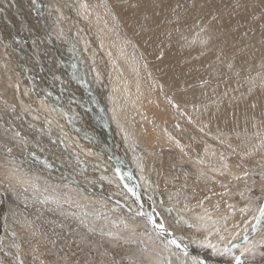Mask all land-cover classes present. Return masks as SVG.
I'll use <instances>...</instances> for the list:
<instances>
[{
	"label": "bare ground",
	"instance_id": "obj_1",
	"mask_svg": "<svg viewBox=\"0 0 264 264\" xmlns=\"http://www.w3.org/2000/svg\"><path fill=\"white\" fill-rule=\"evenodd\" d=\"M63 1L64 6L71 9L72 15H74L72 9L76 12H78L77 10L83 11L81 14L82 24L87 25V29L94 32L98 43L104 44V52L108 54V57H101L97 53H94L93 57L96 58L97 63L99 59L103 60L110 68L109 71L115 69L114 75L111 74L113 72H110L111 77L114 76L113 82L111 81L114 90L112 94L118 98L123 95L119 100H123L128 95V97H133V101L136 99V102H139V105L133 106L135 109L132 107L133 111L129 112L132 120L129 122L130 126L125 129L127 138L122 137L123 140H126L124 147L127 141L137 142L145 152L141 154L144 157L147 155L149 164L151 161V165L154 166L155 173L152 176L145 173L146 177L143 179L146 184L148 181L149 186L147 193L145 192L146 195L143 194V191L135 193L133 192L134 189L128 190L130 192H128V196L137 202L126 203L125 198L118 197L120 206L131 215H128L127 212L126 214L119 212L118 207L113 209L114 211L107 210L104 213L100 203L97 204L101 207L100 211L102 212L94 210L95 208L83 212L84 209L89 208L86 207V202L81 203L79 200L67 202L65 199V201H60V199L55 200V197L49 198L48 195L54 189L52 187L53 190L46 196L45 189L48 187L45 185L46 188H43L44 195H28V198H25L26 194L18 193L19 190L16 188L9 189L14 191L9 194V190L4 186L5 183H2L0 197L7 206L8 216L13 220L11 221L12 225H22L26 228L33 247L38 249L41 245L44 248L48 242L49 245L51 243L50 246H55L57 251L64 254L65 257L79 254L85 264H170V261L175 264L186 262L202 264L203 260L213 261L214 258L210 254L198 252L194 245L204 241L205 238L209 239L218 230L223 231L226 228L229 229L230 236L233 237L236 230L242 225L244 226L243 223L246 221H243L244 218L251 219V215L256 212L255 207L250 203L251 201H246L249 198L241 194L239 187L243 184L241 179L254 180L255 175H257L264 182V8L262 17L257 15L258 12L256 11L257 8L261 7L260 5L264 7V0ZM76 3H79L80 9L75 7ZM96 44L93 43V45ZM100 47L102 48V45ZM110 56L113 57V60H117L116 63L118 62V64L123 62L124 71L118 70L117 65L112 66L111 63L114 61L111 62ZM101 64L103 65V62ZM259 65L262 66L261 70H259ZM40 82L43 83L44 81ZM48 84L54 83H50L48 80ZM129 93L131 94L129 95ZM112 94L110 93V96H113ZM72 98L74 100V97ZM124 100L126 101V99ZM53 102L49 101L51 105ZM127 102L130 104L129 99ZM133 104L135 105V103ZM55 108H57V104ZM61 110L59 111L64 114ZM2 113L0 112V114ZM5 115L8 116L7 113ZM6 118L8 119V117ZM78 122L76 123L78 124ZM63 123L64 127L67 126L65 122ZM98 126H102V124H98ZM1 127L0 125V161L8 160L3 156L11 154L10 157L17 156L14 159L17 158L16 161L20 162L19 154L17 155L9 148L10 145L14 146L13 142L6 144L7 135H4L6 133L1 130ZM71 130L75 129L71 128ZM2 132L4 133L2 134ZM99 133V135L102 134ZM110 138L111 142L109 140L107 144L114 146L116 142L113 136ZM81 140H79L80 143ZM74 144L76 145V143ZM132 145L136 144L132 143ZM95 146L97 149L101 148L100 143H96ZM98 150L100 154L102 153L104 160L107 161L109 165L107 167L113 169L112 172L117 174L122 169L120 163H123V157L121 156V158L118 154L113 155L115 160L101 152V149ZM126 150L129 152L128 147ZM99 153L98 155H100ZM154 159L158 162L157 166ZM114 162L116 163L111 166ZM4 163L6 162L4 161ZM7 164L9 165V163ZM0 165H2L1 162ZM114 166H117V170L114 169ZM112 172L111 175H113ZM5 173L7 171L2 173L3 181ZM32 173H37V171L33 169ZM124 175L128 178L127 183L130 188L129 184L132 181L127 174ZM154 176L158 179V186L153 187L152 185L154 191L149 192L152 190L150 187L152 181L150 180L154 179ZM46 178L48 179V177ZM117 178L113 179L116 180ZM34 181L30 184L36 186ZM121 181L124 183L123 180ZM121 181H119L118 188L119 186L123 188V185L120 184ZM260 186L264 189V185ZM138 189L140 190V188ZM79 190L77 189V191ZM26 191L24 192L26 193ZM98 192L97 194H101ZM153 194L157 196L159 202L152 199ZM206 194L210 199L205 207L202 208L198 201H193V198H200L201 195ZM235 200H239L242 204L249 203L252 206L247 205L249 208L244 206L247 208L244 211L245 208L240 207L241 205L240 208L237 207L238 203H234ZM156 205L160 207L159 211L156 210ZM162 206L166 209L162 210ZM218 206L220 210L217 209L219 211L215 212L214 208ZM232 208H235V213L236 209H239L234 215V220L228 221L226 225L224 223L225 226L217 225L220 219L230 217ZM132 213L141 217L135 219ZM170 213L174 215L201 214L200 217L203 218L194 219V226L201 227V229H197L198 231L191 235L183 234L176 226L171 227L166 224L165 221L171 216ZM150 216L157 224L162 223L164 225V231H161L149 220ZM164 216L167 220L163 219ZM225 221L227 220L225 219ZM22 231L25 233V229ZM222 233L219 234V237L227 236V234L223 235ZM20 237L22 236L20 235ZM234 239L236 238L233 240L226 239V243L223 242L224 245L220 247V250L223 252L225 248L231 250L232 246H237V240ZM172 240H175L176 244H172ZM209 242L210 240L204 241V243ZM213 245L216 246V250L219 248L217 242ZM248 247L249 242L244 245L243 249L249 251ZM78 263L81 264V262Z\"/></svg>",
	"mask_w": 264,
	"mask_h": 264
},
{
	"label": "rangeland",
	"instance_id": "obj_2",
	"mask_svg": "<svg viewBox=\"0 0 264 264\" xmlns=\"http://www.w3.org/2000/svg\"><path fill=\"white\" fill-rule=\"evenodd\" d=\"M63 2H64L63 0H0V101H1L0 102V112L1 113L3 112L2 114L4 115L3 116L2 114H0V121H1L0 125L2 126L1 130H3L6 133L4 135H7L6 144H8V142L9 143L13 142L14 146L10 145L9 148H11L14 153H17V155L19 154L20 156L18 155V157L19 159H21L20 162H17L16 161L17 158L14 159V157H17V156H13V158L10 157L11 154L10 155L8 154L7 156H3L4 158L6 157V159L9 160V162L8 160H4L6 163H9V165L8 164L6 165L4 161L3 162L0 161L2 164L0 165V189H2V185L5 183L4 186H6L8 190L16 188L19 190L17 191L18 193L23 194V195L26 194L25 198H28V195L30 196L39 195V194L44 195L43 188L48 187L47 189H45L46 191L45 195L46 194L48 195V193H50L51 190L53 189L55 190L57 188L56 192L54 190L52 191L54 193L53 195H52V192L50 193L51 196L48 195L49 198L55 197V200L60 199V201L66 200L67 202H72L69 200H76V201L79 200V202L81 201V203L86 202V207H89V208L84 209L83 212H87L88 211L87 209L90 210L91 208L92 209L95 208L94 210L96 211H99V212L104 211V213H106L107 210L111 212L113 209L115 210V208L118 207L119 212H122V213L124 212L125 214L127 212L128 215H131V213H128L126 209L120 206L121 204L118 203V197L119 198L121 197L122 199L125 198L126 203H129L130 201L137 202L134 198H132L131 196L130 197L128 196L130 193L129 191L131 189H134L133 192L135 193L136 192L138 193V191L139 192L143 191L144 192L143 194L146 195L147 193L146 191H148L149 186H148V181L146 184L143 178L146 177V174H148L149 176H152L155 173L154 166L151 165V161L149 164L148 162L149 158L147 157V155L146 157L143 156L145 152H143L142 148L138 145L137 142L127 141L125 143L126 144L125 147L127 146L129 148V152L127 151L128 149L126 150L127 147L126 148L124 147V142L126 141L125 139L127 138V135H126L127 131L125 129H127L130 126L129 122H131L132 120V118H130L131 113L129 112L132 110L131 108L133 106L139 105V102L138 101L136 102V99H134L135 101H133V97H128V95L124 97L123 100L122 99L119 100L120 98H122L123 95L118 98L116 95L112 94L114 90H113L111 81L113 82L114 76L111 77L110 72H113L111 74L114 75V72L116 73L115 69L113 71L112 69L111 71H109L110 68H108L107 64L103 60L99 59L97 63L96 58L93 57L94 53H97V55H100L101 57H108L107 56L108 54L104 52V47H103L104 44L102 42L98 43L97 37H95L94 32L89 31L87 29V25L82 24L81 20L83 19H81V14H83V11L77 10L78 12H76L74 9H72V12L74 14L72 15L71 9H69L67 6H64ZM76 6L77 8H79V3H76L75 7ZM260 6L261 7L257 8L256 11L258 12L257 15H260L262 17L263 16L262 12H263L264 7L262 5ZM71 35L72 37H70ZM88 35H91V36H88ZM95 41L97 42V44ZM93 43L96 45H93ZM101 45H102V48L100 47ZM110 58H111V62L112 61L115 62V64L114 62L111 63L112 66L117 65L116 68H118V70L120 69L121 71H124V65L122 64L123 62L118 64V62L116 63L117 60L116 61L115 59L113 60V57L111 56ZM100 61L103 62V65L101 64L102 62ZM261 67L259 68V70H261ZM4 70L6 71L4 72ZM38 76L40 77V80H38L39 79ZM48 80L50 83H54V84H48ZM39 81H42V82L44 81L43 82L44 84L41 82L39 83ZM34 83L36 84L34 85ZM100 88H102V90H100ZM59 90L61 91V93ZM109 92L114 96V100H113V96H110ZM55 93L57 94L55 95ZM48 94L51 96H49ZM59 94L63 96L61 97ZM70 94L72 96H69ZM130 94L131 93H129V95ZM51 97H54V98H51ZM72 97H74V100H72L73 99ZM101 97L102 98L104 97V98L102 99ZM60 98L62 99L60 100ZM43 99H45L47 102ZM124 99H126V101L127 99H129L130 104L129 102H127L128 103L127 104ZM110 100H112L111 103H108ZM49 101L50 102L54 101L52 104L53 106L51 105V103H49ZM73 101L75 103L77 102V104H75ZM132 102L135 103V105ZM15 104L17 106H13ZM56 104H57V108H55ZM124 104H126L125 106L127 105L129 106L125 107ZM133 109L135 108L133 107ZM59 110L63 111L64 114L60 112ZM124 111L129 118L125 115ZM10 112H12L13 114ZM6 113L8 114V116L5 115ZM67 113H69L70 116L67 115ZM123 114L126 117H124ZM66 116L67 117L69 116V117L67 118ZM6 117H8V119ZM120 117L121 119L124 117L123 118L124 122L120 119ZM69 119L71 120L69 121ZM126 120H128V122H125ZM58 122L59 124H57ZM63 122H65V125L67 126L64 127ZM76 122H78V124ZM53 123H56V124H53ZM98 124H102V126H98ZM70 127L72 129L74 128L75 130H71ZM9 130L11 131L9 132ZM79 131L80 133H77ZM4 132H2V134ZM11 132L13 135L11 134ZM99 132H101L102 134L99 135L100 134ZM111 136H113L114 141L116 142L114 146L112 144H107L109 140L111 142V138H110ZM122 137L124 138L126 137V138L123 140ZM79 140H81V143ZM83 141L86 143H84ZM87 141H88V144H87ZM74 143H76V145ZM96 143L98 144L100 143L101 148L99 147L98 149H101V152L105 153L112 159L114 158L113 155H117V154L120 157L121 156L123 157L121 158L124 164L120 163L121 164L120 166L122 169L119 170L118 172L119 174L118 173L115 174V172H112L113 169L111 170V168L107 167L109 165L107 164V161L104 160L102 153L100 154L98 152L99 150L95 146ZM132 143H135L136 145H132ZM40 148H41V151H40ZM142 152L143 154H141ZM98 153L100 155H98ZM99 156L101 157L102 160L100 159ZM114 159L116 160V158ZM156 161L157 160H155V165L157 166L158 162ZM89 162L91 163L89 164ZM50 163L53 165H51ZM115 163L116 162H114L112 165L110 163V165L113 166ZM37 165L40 167H38ZM114 167H115L114 169H116L117 166H114ZM54 168L58 171H56ZM33 169L34 171L36 170L37 173H32ZM37 169H40V170H37ZM6 171L7 173L4 174L5 176L4 181L6 182H4L2 179V173ZM111 172L114 176L115 175L116 176L114 177L113 175H111ZM42 174L45 176H43ZM124 174H127L128 177L133 182L129 184L130 188L128 187V183H127L128 178ZM69 176L71 180L69 179ZM119 176L121 177L119 178ZM46 177H48V179ZM113 178L114 179L117 178V179L114 180ZM42 180L45 182H43ZM47 180H50V182H47ZM118 180L124 181V183L122 181H121L122 183L120 182V184L123 185V188L120 186L119 188L117 187L119 185ZM15 181H17L18 183H16ZM33 181L36 183V186H33L32 184H30ZM150 181H152L150 187L152 185L153 187L158 186L157 177L155 178L154 176V179H151ZM241 181L243 183L239 185V187L241 188L240 190L241 194L249 198L246 201L247 202L251 201L250 203L253 204L256 212L253 215H251L252 217L250 216L251 219L246 218V217L244 218L243 221L246 220L245 221L246 223L244 222L243 223L244 226L242 225L235 232L236 233L235 235L238 237H236L234 234H233V237H231L229 229L226 228V229H223L225 233L222 230H218L217 233H215L214 235H211L210 237L211 239L205 238L204 241L210 240L209 243H204V241H202V242L195 244L194 246L196 247L198 252L208 253L214 258L213 261L203 260L202 264H219V263L235 264L236 257H240L242 264H264V218L260 217V209L261 207H264V189L260 185H264L263 184L264 182H262L260 177H258L257 175H255L254 180L241 179ZM47 184L51 187H49ZM44 185L46 187H44ZM87 186L89 187L87 188ZM138 188H140V190ZM77 189H80L81 191L80 190L77 191ZM98 189L101 191H99ZM38 190H40L41 193ZM91 190L94 191V194H93V191ZM124 190H127V191H124ZM24 191H26V193ZM105 191H106V194H104ZM151 191L153 192L154 188H152V190H150L149 192ZM12 192L14 191L12 190L8 191L9 194H12ZM97 192L98 193L101 192L103 196L101 194H97ZM143 194L140 193L141 196H143ZM59 196H62V197H59ZM29 198L31 199L32 197H29ZM152 199L155 200L156 202H159V199L157 198L155 194L152 195ZM193 199H194L193 201L195 200L198 201L199 205H202L200 207L203 208L206 206L207 203H209L210 198L206 194L203 196L201 195L200 198L198 197V198H193ZM202 200L204 202L206 201V203L204 204ZM112 201H116V202H112ZM235 201L234 203L236 204L238 203L237 204L238 208L244 207V206L246 207L247 205L249 207L252 206L249 203L246 204V202L243 203L244 204L243 205L241 202H239V200H235ZM97 203L98 204L100 203L101 207L103 206V208L99 207ZM100 208L102 209V211H100ZM121 208H123L124 211ZM235 208L231 209V212L233 213V215L231 213V215H229L230 216L229 218L226 217V218L220 219L219 221L221 223L218 221L217 225L219 224L224 225V223L226 225L228 221L231 222L232 220H234V215L239 210V209H236L237 211L235 213ZM161 209L165 210L166 208L162 206ZM217 209H219V206L214 208V211L217 212L220 210V209L219 210ZM246 209L247 208H245L244 211ZM156 210L158 211L160 210V207H158V205H156ZM8 214H9V211L7 209V206L4 203L3 199L0 197V258H1L0 264H16V263L17 264H33V263L34 264L35 263L36 264H53V263L54 264H77L78 262H81V264H85L79 254H72L73 256L69 255L65 257L64 254H61L57 251V248L55 246H50L51 243L49 245L48 242H46V246L44 248H42L41 245H40V248L38 249L33 247L31 243L30 235L26 231V228H24V226L22 225H12L13 223L11 221L13 220L10 219ZM167 215L166 217L168 218ZM169 215L173 217L169 216L168 220L166 219L165 216L163 218L164 220H167L165 221L166 224L170 225L171 227L176 226L177 229H179L183 234L191 235L201 229V227L194 226L195 218H203V217H200L201 214L174 215L173 213H170ZM132 216H134L135 219H138V217H141L140 215H136V214L135 215L133 214ZM225 219L227 221H225ZM11 227L14 228L15 233H14L13 228ZM23 228L25 229V233L24 231H22L24 230ZM10 230L13 232H11ZM219 231H222L223 233L222 232L221 233L223 235L227 234V236L226 237L223 236V239H221V237H219V234H221ZM18 232H21V233L19 234ZM20 235L22 237H20ZM23 235L26 237L23 238L24 237ZM245 237H247V240H245ZM27 238H30V239H27ZM233 238H236L234 240L235 241L237 240V246L236 245L235 247L230 246L231 250L228 253H224V251L222 252L220 250V247H222L224 243H226L225 242L226 239L233 240ZM15 241H16V244H15ZM216 242L219 244V248L217 250L216 249L214 250L212 246H213V243L215 244ZM247 242H249V247H248L249 251H246L245 248L243 249L244 245ZM72 248H74V246H72ZM54 250L56 251L53 252ZM73 257L75 258L73 259ZM196 263L199 264L198 262ZM170 264H175V263L170 261ZM179 264H190V263L186 262V263H179Z\"/></svg>",
	"mask_w": 264,
	"mask_h": 264
},
{
	"label": "snow or ice",
	"instance_id": "obj_3",
	"mask_svg": "<svg viewBox=\"0 0 264 264\" xmlns=\"http://www.w3.org/2000/svg\"><path fill=\"white\" fill-rule=\"evenodd\" d=\"M260 217L261 218H264V207H261V209H260ZM149 220L155 226H158L161 231H164V225L162 223L157 224V222L151 216L149 217ZM258 222H259V220H258ZM221 239H223V238H221ZM245 240H247V237H245ZM171 243L172 244H176V241L175 240H172ZM212 247H213V249H215V246L214 245ZM229 251H230L229 248H225L224 249V253H228ZM235 264H242V261H241L240 257H236L235 258Z\"/></svg>",
	"mask_w": 264,
	"mask_h": 264
}]
</instances>
